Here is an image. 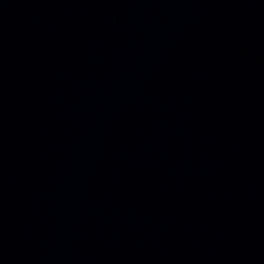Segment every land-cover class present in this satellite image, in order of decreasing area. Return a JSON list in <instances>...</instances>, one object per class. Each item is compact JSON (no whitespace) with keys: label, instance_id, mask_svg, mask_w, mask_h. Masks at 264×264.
Returning <instances> with one entry per match:
<instances>
[{"label":"water","instance_id":"obj_1","mask_svg":"<svg viewBox=\"0 0 264 264\" xmlns=\"http://www.w3.org/2000/svg\"><path fill=\"white\" fill-rule=\"evenodd\" d=\"M229 116L264 209V0H171Z\"/></svg>","mask_w":264,"mask_h":264}]
</instances>
